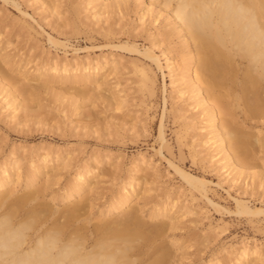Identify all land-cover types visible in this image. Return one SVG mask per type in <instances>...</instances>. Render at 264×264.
<instances>
[{
    "label": "rangeland",
    "instance_id": "rangeland-1",
    "mask_svg": "<svg viewBox=\"0 0 264 264\" xmlns=\"http://www.w3.org/2000/svg\"><path fill=\"white\" fill-rule=\"evenodd\" d=\"M76 1L82 7L78 17L68 10L72 0L56 1L59 15L40 0H0V49L13 60L0 63V79L9 74L13 90L28 104V108L16 110L8 85L0 80V167L10 168L18 161L29 174V167L49 153V163L55 161V168L31 185L49 180L52 193L47 200L61 209L68 183L84 168L95 166L99 175L93 205L88 208L90 225L112 217L105 209L114 196L127 181L140 177L133 197L142 196L145 226L160 222L149 219L147 213L154 208L165 206L178 216L169 236L179 241L180 247L172 250L183 255L180 263L208 264L220 259L233 264L241 247L257 248L264 258V211L259 212L264 210V181L254 174L264 170L254 166L236 175L221 168L217 159L222 152L211 156L216 151L205 143L211 134L201 129L204 112L192 106V93L179 92L168 67V57L174 56L180 64L181 47L177 36L166 40L162 35L171 29L166 25V12L158 14L157 20L152 19V13L140 18L148 0H139L137 7L130 0L128 14L98 21L87 0ZM111 28V35L135 43L140 51L109 42L110 36L104 33ZM145 49L154 51L162 67L143 54ZM103 59L117 62L104 95L90 97L98 93L93 83L87 87L88 97L77 103L56 97L61 90L73 95L71 84H64L59 74L36 89V81L23 73L32 70L30 78L42 66L57 61L72 66ZM145 74L153 79L152 84L143 81ZM116 91L120 96L113 94ZM259 155L264 157L263 152ZM181 171L208 180L209 198ZM24 182V178L13 181L8 188L15 186L16 194H22ZM239 197L249 202L251 212H238L234 198ZM247 263L264 264V259L257 261L251 256Z\"/></svg>",
    "mask_w": 264,
    "mask_h": 264
},
{
    "label": "bare ground",
    "instance_id": "bare-ground-1",
    "mask_svg": "<svg viewBox=\"0 0 264 264\" xmlns=\"http://www.w3.org/2000/svg\"><path fill=\"white\" fill-rule=\"evenodd\" d=\"M40 1L56 15L60 14L58 0ZM79 3L72 0L68 8L74 17L82 11ZM134 3L139 5V0ZM87 5L98 21L130 11V0H87ZM145 8L140 18L152 13V19L157 20L158 14L166 12V25L171 29L163 31L162 35L166 40L171 36L179 39L181 62L177 63L174 56L168 57V67L179 92L192 93V106L204 112L201 129L211 134L205 143L216 151L211 156L222 152L221 159H217L221 168L225 172L234 171L236 175L254 166H262L264 170V157L259 155L264 153V0H148ZM111 34H114L113 28L104 33L110 36L109 42L130 51H140L135 43L122 42ZM156 39L158 41V35ZM51 40L57 42L54 38ZM143 54L162 67L153 50L145 49ZM0 56L1 64L13 62L1 49ZM116 67L117 62L109 63V59L72 66L57 61L39 68L35 77L28 78L33 75L32 70L23 73L27 79L36 81V89L42 87L43 81L55 79L59 74L64 84H71L73 95L68 96L61 90L56 97L77 103L88 97L87 87L93 83L98 93L90 97L103 96L109 75ZM145 76L143 81L152 84L153 79ZM3 81L12 94L11 105L16 104V110L28 108L13 90L12 77L6 73ZM113 94L119 95V91ZM163 134L161 131L162 138ZM49 160V153H43L40 163L29 167V174L24 173L18 161H13L10 168L0 167V264H183L180 263L183 255H176L172 250L180 247L179 241L169 236L178 216L165 206L161 210L154 208L147 213L149 219L160 222L145 226L141 215L142 196L133 197L140 177H136L135 182L127 181L114 196L105 209L112 217L90 225L88 208L93 205L97 168H84L70 181L65 188V205L55 209L47 200L52 193L49 192L50 181L38 180L39 185H31L43 174L53 171L55 161L49 163ZM181 172L208 197V180ZM254 174L264 181V171ZM22 178L26 185L22 194H16L15 186L8 188L13 181L20 182ZM234 199L238 212L252 211L246 199ZM251 256L257 261L264 259L259 249L241 247L233 264H249ZM208 264L224 263L216 259Z\"/></svg>",
    "mask_w": 264,
    "mask_h": 264
}]
</instances>
